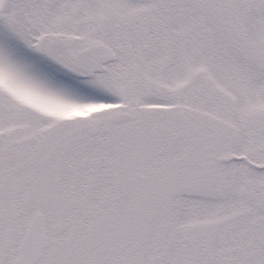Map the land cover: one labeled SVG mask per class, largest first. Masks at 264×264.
<instances>
[{"label":"snow or ice","instance_id":"obj_1","mask_svg":"<svg viewBox=\"0 0 264 264\" xmlns=\"http://www.w3.org/2000/svg\"><path fill=\"white\" fill-rule=\"evenodd\" d=\"M0 264H264V0H0Z\"/></svg>","mask_w":264,"mask_h":264}]
</instances>
